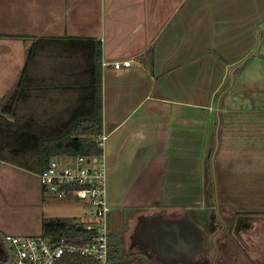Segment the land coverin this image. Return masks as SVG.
I'll list each match as a JSON object with an SVG mask.
<instances>
[{
  "label": "crops",
  "instance_id": "0c3cea01",
  "mask_svg": "<svg viewBox=\"0 0 264 264\" xmlns=\"http://www.w3.org/2000/svg\"><path fill=\"white\" fill-rule=\"evenodd\" d=\"M0 35L35 47L39 121L79 113L99 75L108 219L194 221L213 193L217 139L264 136V110L244 104L264 69V0H0Z\"/></svg>",
  "mask_w": 264,
  "mask_h": 264
},
{
  "label": "rangeland",
  "instance_id": "374dc122",
  "mask_svg": "<svg viewBox=\"0 0 264 264\" xmlns=\"http://www.w3.org/2000/svg\"><path fill=\"white\" fill-rule=\"evenodd\" d=\"M25 38L0 35V97H4L0 100V123L5 127L23 124L27 119L36 121V89L22 93L27 97L19 100L10 97L13 94V87L9 91L7 89L10 83L18 80L16 71L18 68L22 69V64L28 57L31 40L27 42L24 41ZM1 63L6 66H1ZM34 80L35 82L30 85L36 86V79ZM247 83L250 87L246 90L244 99L246 108L251 111L255 107L258 111H263L264 69L257 78H249ZM3 107L10 108L11 111L7 112L6 117L3 115L6 112H2ZM244 142H247V147L242 148L241 143ZM217 147L219 149L216 150L218 152L213 162L214 176L212 174L211 181L212 192L220 202V209L260 215L264 209V136L253 132L249 133V139L242 141L238 140L237 136L231 137L228 141L217 139ZM241 149L243 153L240 154ZM221 152L227 153V156L222 157ZM36 174L18 162L14 163L10 158L0 160L1 234L37 235L41 233L42 221L46 219L73 218L88 214V208L67 205L55 201L51 196H44ZM212 198L211 194L205 196L202 206L209 209L208 204L212 203ZM179 214L182 217L187 214L191 218L189 212ZM128 216L129 213L124 212L119 214V218L115 217L113 222L115 234L111 232L116 237L120 236L122 228L127 229L129 226V229H132L137 226L136 220L129 219ZM257 230L260 232L264 230V223L260 224ZM121 234L125 243H128L126 235L122 232Z\"/></svg>",
  "mask_w": 264,
  "mask_h": 264
},
{
  "label": "built area",
  "instance_id": "2783aa9c",
  "mask_svg": "<svg viewBox=\"0 0 264 264\" xmlns=\"http://www.w3.org/2000/svg\"><path fill=\"white\" fill-rule=\"evenodd\" d=\"M102 66H106L102 62ZM118 70L129 67L130 61L113 63ZM107 133L102 128L97 137L101 150L96 157L55 156L49 159L46 168L37 173L44 196L67 205L89 209L87 215L74 216V223L88 233L82 244L65 238L50 239L44 235H3L8 245L7 256L1 264H57L65 255L77 254L90 258L92 264H107L109 254V212L107 196V163L104 147Z\"/></svg>",
  "mask_w": 264,
  "mask_h": 264
},
{
  "label": "trees",
  "instance_id": "16d2710c",
  "mask_svg": "<svg viewBox=\"0 0 264 264\" xmlns=\"http://www.w3.org/2000/svg\"><path fill=\"white\" fill-rule=\"evenodd\" d=\"M34 51L35 47L31 46L22 75L10 96L13 100L25 99L27 96L22 93L36 89V86L30 85L34 81L27 75L29 63L35 55ZM100 55L101 48L97 43L95 50L97 62H99ZM243 65L244 63L234 68L240 70ZM94 92V97L84 104L79 113L70 115L67 119L55 124L38 119L36 121L27 119L23 124H12V127H5L0 123V160L10 158L27 170L39 173L46 168L49 159L55 156L96 157L100 155L101 150L97 145V137L102 131V108L101 82L98 74ZM2 112H6L3 114L6 117L7 112L11 111L10 108L3 107ZM41 234L50 239L65 238L78 244L88 239V233L77 226L71 218H52L42 221ZM113 243V238L109 234L108 263L120 258L119 250L116 249L120 241L114 243V246ZM0 246H2L1 242ZM6 259L5 253L0 255V264ZM57 264H92V260L72 254L63 256Z\"/></svg>",
  "mask_w": 264,
  "mask_h": 264
},
{
  "label": "flooded vegetation",
  "instance_id": "af4514ba",
  "mask_svg": "<svg viewBox=\"0 0 264 264\" xmlns=\"http://www.w3.org/2000/svg\"><path fill=\"white\" fill-rule=\"evenodd\" d=\"M211 195L213 198L212 203L208 204L209 209L202 204L198 218L192 221L198 229L199 246L191 257L186 251L179 255L180 259L165 263L159 258L160 255L153 251L157 248L158 234L145 223L144 226L132 229H129V226L127 229L122 228L121 232L126 235L128 243H125L124 236L119 232L120 243L116 249L119 250L120 258L112 262L139 256L145 258L148 264H264V230H257L259 225L264 223V209L260 215L241 213L237 210L222 211L216 194L213 192ZM185 216L188 217L187 214ZM109 221L110 232L114 233V218L110 217ZM164 232L162 230V233ZM1 245L0 255L5 253L4 246L2 243ZM126 264L143 262L134 260Z\"/></svg>",
  "mask_w": 264,
  "mask_h": 264
},
{
  "label": "water",
  "instance_id": "95a60500",
  "mask_svg": "<svg viewBox=\"0 0 264 264\" xmlns=\"http://www.w3.org/2000/svg\"><path fill=\"white\" fill-rule=\"evenodd\" d=\"M217 150V143L215 145L212 162L214 154ZM186 217V216H185ZM178 217V218H163V219H148L144 218L137 221V226H142L147 223L148 227L154 228L157 236V248L153 250L157 252V255H160L159 258H162L165 263H168L172 259H180L179 255H183L188 251L190 257L193 254L195 248L199 246V239L197 236L198 229L192 221H189V218ZM147 221V222H146ZM144 226V225H143ZM162 230L165 231L162 233ZM194 233V234H193ZM165 237V239L163 238ZM162 239V240H160ZM0 242L3 244L4 249L7 253L8 258L10 259V252L8 245L4 241L3 234L0 233ZM134 260H140L143 264H148L147 260L143 257H131L121 259L112 263L107 264H126Z\"/></svg>",
  "mask_w": 264,
  "mask_h": 264
}]
</instances>
